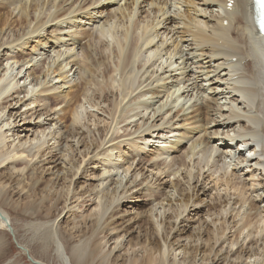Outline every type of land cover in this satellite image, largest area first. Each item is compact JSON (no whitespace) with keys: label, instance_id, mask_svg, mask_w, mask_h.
<instances>
[{"label":"bare ground","instance_id":"obj_1","mask_svg":"<svg viewBox=\"0 0 264 264\" xmlns=\"http://www.w3.org/2000/svg\"><path fill=\"white\" fill-rule=\"evenodd\" d=\"M121 1H125L123 7L115 5ZM131 1L128 6V0L2 1L35 25L24 33L25 40L18 37L8 43L1 41L0 30V51L22 47L53 29L51 40L21 57L24 69L36 78L54 74L58 82L71 88L66 98L77 91H93V83L97 90L85 94L84 103L70 109L72 123L63 134L58 129V113L52 114L43 98L51 95L48 98L58 106L64 104L60 96L42 82L37 89L22 88V71L12 72L10 59H0V247L6 244L7 229L15 232L9 223L13 213L35 218L34 232H44L40 235L42 250L46 244L55 245L62 264H198L202 253L201 264H216L223 252H238L236 260L244 259L247 264H264V72L255 49L264 35L252 26V1L235 0L233 9L227 7L228 0ZM183 3L188 6L184 11ZM50 5L55 8L50 16L46 10L32 14ZM108 5L117 7L110 19L97 26L102 39L99 45H90L103 63L115 68L104 64L107 67L98 71L101 75L96 79L91 76L92 65L100 70V64L76 39L78 28L76 33L72 29L78 21L97 20L95 15ZM142 7L148 10L142 13ZM66 34L70 40L62 37ZM170 35H179L180 40L168 43ZM69 47L77 49V54ZM109 47L112 57L104 54ZM4 62L10 74L14 73L10 80L5 77ZM176 109L184 111L186 120L192 113L207 111L208 120L202 118L212 124L207 137L203 139L199 128L184 131ZM172 138L171 146L156 147L148 165H134L125 156L124 147L133 153ZM8 166L15 172L7 174ZM90 169L97 179L96 185L90 182V188L92 192L98 189V196L87 199L88 192L77 184L81 177L90 178ZM14 176L22 178L15 183L17 195L24 190L30 193L21 205L9 199L16 189L9 191V184L3 182ZM139 176L144 179L138 181ZM145 183V187L151 184L146 192L153 201L150 210L141 212L135 199L145 191ZM50 184L46 194H39L40 188L46 190ZM72 200L78 206H68ZM36 201L48 207L29 213ZM87 204L92 211L82 223L85 227L76 224L77 232L97 229L106 232L105 237L115 233L114 238L109 235L113 243L105 253L102 241L90 244L79 239L75 243L61 224L57 222L55 228L56 219L40 222L47 217L44 212L53 210L59 215L67 210L65 216L76 220L84 216ZM203 209L206 217L200 218ZM191 215V222L198 218L199 226L187 229L182 223L190 221ZM136 232H145L143 243ZM172 232L208 233L205 240L200 235L194 240L185 238L183 246L175 248L169 241ZM202 244L207 247L204 252L199 250Z\"/></svg>","mask_w":264,"mask_h":264},{"label":"rangeland","instance_id":"obj_2","mask_svg":"<svg viewBox=\"0 0 264 264\" xmlns=\"http://www.w3.org/2000/svg\"><path fill=\"white\" fill-rule=\"evenodd\" d=\"M2 1L3 0H0V30L2 32V36H4V37L1 36L3 39L0 37L1 38V41H5V42L8 43L10 41H13L14 39H17L18 37H21L22 39L25 40V36L24 35L26 34V32H29L30 30H32L33 26L35 25L34 20L26 19L25 17H23V16H21L19 14V10H14V8L13 7H10L9 5L3 6L4 3H2ZM163 1L164 0H162V2ZM131 2H132L131 0H128L127 6ZM176 2H178V0H176ZM184 2H186V1L184 0ZM183 4H185V3H183ZM112 5H114V4H112ZM112 5H108V6H106V8L102 9V14L95 15V18L97 20H94V21H91L90 22V21H88L89 19H84L82 21H78L75 24H73V26H74L73 29L74 30L72 29V32H75L76 29L78 28L77 29V33L78 34L75 35V37L77 36L76 39L78 41H80L81 46L88 48V50L90 49L89 52H91L92 57L96 60L95 61V64L97 62L100 64V67H101L100 70H97L96 69V67H95L96 65L95 66L92 65L93 68H92V71H91V76H94L96 79H98V76L101 75V74H99V72L100 71L103 72L104 69L107 67L106 65L108 63H103V60L100 59L99 55H97L94 52L95 47H92L90 44L99 45L100 40H102V39L99 38V35H97V30H98V27L99 26L103 25V23L105 22L104 20L110 19V16H112L114 14V9L117 6H114L113 7ZM115 5H119V6L122 5V7H123V5H125V1L124 2L121 1V3L119 2V4L117 3ZM185 5H183V7L181 9L182 11L186 10V8L188 7L187 5L186 6ZM52 6L53 5H50V7L48 8V10L46 9L47 7H44V9L43 8H39L35 13H32V14H35V16H38L39 14L41 15V13L43 12V10L44 11L46 10V16L48 17V16L51 15L49 13V11H52V13L55 11V8L52 7ZM135 7H137L136 4H135ZM135 7H133V8H135ZM143 7L140 9V10L143 9V12L142 13H144L145 10H148V7H145V8H143ZM90 12H92V11H90ZM145 15L147 16V14H144L143 17H146ZM191 15L193 16L194 13H191ZM186 16H187V13H184V18L183 19L185 21H187L186 20ZM85 29H86V31H84ZM52 31H53V29H49L48 32L46 34H42V36L40 38L31 40V41L29 40V43L27 42V44L24 45V46H22V47L21 46H17V47L14 46L15 48L14 49L11 48V50L9 49L10 50L9 52H7V51L2 52L3 50L0 51V59H2L4 57L10 59L8 66H10L11 68H8V69H10L12 72L18 73V72H21L22 71V73L20 75V78H23V79L20 81V85H19V86H22V88L31 87L32 89H37L39 87V83L38 82H42V84H44V87H46L49 90H53V93L55 95L57 94V96L58 95L60 96V98H59L60 101H64V104L63 103L61 104L62 106L61 105L55 106L56 103L53 104V102L50 101V98H48V97H52L51 95L50 96H44L43 98H47V100L45 101V104H46V106H49V109H50L51 113L52 112H53L52 114H54V112H55V114L58 113V115H56V119H57V121H59L58 122V129L61 128L59 130H61L62 133L65 134V133H67V129L71 126V123H72V117H71L72 114L70 113V109L76 107L77 105L78 106L82 105L84 103V96H85V94L92 95L93 94V91L96 92L97 87L95 88L94 87V83H93V85L91 86V88L93 89V91L92 90L91 91H87V93L85 92V94H84V92L82 93L80 91L79 92L77 91V92L71 93L72 94V95H70L71 97L69 96L68 98H66V96L68 95V93H70L71 88H69V85H64L62 81H59L58 82V79H57L56 76H54V74H51V72H50V73H48L47 76L46 75H37V78H36V76L28 73L29 72V69L27 70L26 67L24 69V65L23 64L25 62H23V59L22 58H26L27 56H29V54L31 55L34 52V50H36L37 48L40 49V47H41V45H42V43L44 41L51 40L52 39V35H51ZM94 31H96V32H94ZM81 33H84V35L87 36V37H85L84 35H82L83 37L82 36H79ZM22 34H23V36H21ZM66 36H68V35L66 34L65 36H62V37L63 38H66V40H68L69 38L66 37ZM158 36H159V38L157 39V41H159V39L161 38V35H158ZM11 37H12V39H11ZM178 37H179V35L178 36L177 35H175V36L170 35V36L167 37L168 38L167 41H169L168 43H172L173 44V43H175V39H178L177 41L180 40V38H178ZM79 38H80V40H79ZM163 38H166V37H163ZM81 39H82V41H81ZM68 44L70 46L72 44V42H68L67 45ZM174 45H176V44H174ZM68 50H70L71 52L74 51V52H72V54H77V51H76L77 49L74 50V48L69 47ZM11 51H12V53H10ZM104 52H105L104 54L106 56H108V57L109 56L110 57L114 56V54H112V52H113V48L112 47H109L108 49H105ZM18 58H20V59H18ZM80 58L83 59L82 56ZM104 64H106V65H104ZM4 66L5 67L7 66L6 65V62H4ZM109 66H110V68H108V69H114L115 68V66H113V64L112 65H109ZM8 69L6 67V70H7L6 73L7 74H10V71ZM12 72L10 74L11 76L9 75L10 78L6 74L5 77L7 78V80H10L11 78H13L14 73H12ZM20 78H18V79H20ZM52 82H53V84H52ZM94 88H95V90H94ZM62 95L63 96L65 95L64 97L66 99H64L62 97ZM51 106H52V109L50 108ZM68 111H69L70 114H68ZM180 111H179V109H176V111H175L174 114H176L179 117V121L182 120V122H183L182 124H184L183 125V127H184L183 130L185 129L184 131L190 132V131H192L195 128H199V130L202 129L201 130L203 132L202 133L203 134L202 137H203V139H205L207 137V135L209 134L208 132L211 130L210 125L212 126V124L210 123V121L208 122V125L209 126L206 124L207 122L205 121L207 118H209V116H208L209 113H207V111H205V110L202 113L195 112V113L190 114L189 117H188V119L186 120L185 115H183L184 114V111L181 110V109H180ZM53 116H55V115H53ZM204 117H205V120L203 121L202 118L204 119ZM185 123H187L188 125L185 124ZM204 124H206V125H204ZM174 140L175 139H173V138H172V140H168V141L167 140H162V141H159L160 143H156V145L153 146V147L152 146H146L145 145V147L143 146L140 149L134 151L133 153H131V152L129 153V150L130 149H129V146H127L128 148L127 147H124V151L126 153H128V155H125V156L126 157H129V159H131V161L134 160L133 161L134 162V165H137L138 162H142V165H146V164L148 165V164L152 163V161L154 159V155H155V153H156V151L158 149L156 147H158L159 145H161V146H168L169 147V146H171V141H174ZM163 141H165V143H162ZM202 145L203 144L201 143V146ZM116 152H114V153H116ZM11 170H12V166H8V169L5 172L7 174H10L11 172H15V170H12V171ZM98 171L99 170H96V172H98ZM93 173H94V171H91V169H90V171L88 173V176H90V178L89 177L88 178L81 177L78 180V184H77V187L78 188L83 189L84 192L85 191L88 192L87 194H85V197L87 199L91 195H92V197L93 196H98V195H96L98 193L97 192L98 189L95 190V192H92L93 189L90 188V184L91 183H92L91 185H94V184L96 185V182L95 181L97 179H93L92 178L93 177ZM45 177H46L47 180L50 179V177H48V176H45ZM20 178L21 177H15L14 176L9 181L6 180V179H3L4 181L1 180V181L5 182V183H8L9 184L8 185L9 186L8 187L9 191L13 192V189L14 188L16 189V190H14V193L9 197V199L11 201L15 202L18 205H21L24 202L23 200L26 199L28 196H30V193H28L27 190L20 191L21 189L19 190L21 192V194H18L17 195V191H18L17 188L18 187H17V185L15 183L18 180H21L22 179V178L21 179ZM118 178L119 177L116 176V177H114V180H118ZM92 179H93V181H92ZM142 179H144V177H142V176H139L138 177V181H141ZM147 184H148V182H147ZM147 184L145 183L143 185L142 189ZM150 186H151V184L148 187H150ZM148 187H145L144 188L145 191L143 192V194H140L139 193V198L138 199H135V201L137 202V205H139V207H140V211L141 212L150 210L151 207H152V203L151 202L153 201V198L152 197H149L150 196V192L148 193V191H149L148 190L149 189ZM51 188H52V184H50L49 187L46 190L44 188H40L39 189V194L42 193V192H45L43 194H46V192H48L49 189H51ZM113 188H114V186H113ZM146 190H148V191L146 192ZM54 191H55V189H53L52 192H54ZM38 199H39V197H38ZM38 201H36V203ZM74 202H75V200H72L71 202H68L67 205L69 206L70 203H74ZM90 204H92V203H90ZM62 205H64V204L62 203ZM73 206H78V203H74ZM42 207L47 208L48 207V204H45L44 205V203L40 204L38 202L36 205H33L32 208H29L28 210H30L29 213H32L33 212V209H34V212H38L40 210L41 211L42 210H45ZM61 207L62 206H59V209H61ZM197 209H200V207L197 208ZM83 210H85V212H86V213H84V216L82 217L80 214H78L81 217L80 218H77L76 220H74L73 219V216H71L69 214L67 216H65L67 210L65 211L64 215H59V211L58 212H55V210L50 211V212H44V215H47V217L44 218V220H42V221L40 220V222L49 223L52 220V222H50V223H53V222H55L57 220L56 221L55 228L58 225L57 222L59 224H61L62 225V228H63V231H65L64 233L69 236L68 238H70L73 241H75V243L79 242V239H81V241H86L87 243H90V244H93V243H97L99 241H102L103 242V244L101 245V247L103 249L102 250V253L103 252L104 253L107 252L108 249H109V247H110V245L113 243L112 240H110V236H111V238L112 237L114 238L115 237L114 236L115 233L108 232L110 234H107V236H106L107 239H106V237L104 236L106 234V232H104V233L103 232L102 233H98L97 232V229H96V231L93 230L94 232L93 231L92 232H88V231L87 232H77V230H79V229H77L76 224H78V226L85 227V225L84 224L82 225V223H84L87 220V216L86 215H89L90 212L92 211L91 205H89V204L85 205L83 207ZM122 210H125V208H123ZM73 211H75V210H73ZM206 212H207V210H204V209L201 210V212H199L200 218L201 217L202 218L206 217ZM53 215H54V217H53ZM64 216H65V218H64ZM192 217H193V215L190 216V221H187L185 224L182 223V226L183 225L184 226H187V229H189L191 226L192 227L195 226L197 228L199 226L198 218L196 219V222H193L194 221L193 219H192V222H191V218ZM34 219H35L34 217L31 218V217L28 216L27 219H26V218H20V217L16 216L13 213L10 214L9 223H10L11 227L13 228V230L15 232L8 233L9 230L7 229V232H6L7 238H6V242H4V244L5 243L6 244H5L4 247H3V245L0 247V264H35L34 262H37L39 264H41L40 262H43L44 264H62L61 261L58 258L57 248L55 247V245H53L52 243L50 245L46 244L47 246H45V248H44V249H46L45 252H44V249L42 250V248H41L42 247V245H41V242H42V239L41 238H42V236H40V235L42 233H44V232H36V233L34 232L35 225H36V223H38ZM208 220L211 221V218H209ZM32 227H33V229H32ZM203 231H204V229H203ZM11 233H14V235H12ZM136 233H137V235L139 234V239L142 240L140 242L143 243L145 241V239H146L145 238L146 237L145 236V232H136ZM207 233L208 232H201L200 234H198V232H186L185 234H179V233H176V232H172L169 241H170V244H173L175 248H178V247H182L183 246V244L185 243L184 242L185 241V238L186 239L187 238H193V240H194L195 237H198V235H200V237L203 238V240H205V239H207V236H206ZM180 236H183L182 239H181ZM242 239H243V237H241L240 242L242 241ZM109 240H110V242H108V244H107L106 242L109 241ZM260 243H262V242H260ZM162 244L164 245V243H162ZM177 245H179V246L177 247ZM191 246L193 248H196V245L193 244V243H191ZM237 247H241V244H239L238 246H236L235 249H237ZM28 248H29L30 252H29ZM205 249L207 250V247L205 248L204 244H202V248L199 246V250L201 252H204ZM235 249H234V251H235ZM240 250H241V248H240ZM115 253H116V256H115V258H116L117 255L119 254V252L116 251ZM202 254H201V256H198L197 257V262H199L198 264H201L202 263L201 260H200L201 257L203 256ZM228 254H229L228 252H223L221 254L220 261L218 263H216V264H247L249 262V261H246L244 259L243 260H241V259L240 260H236V258L238 257V252H232L231 254H229V256H228ZM114 255L115 254H113L112 258L114 257ZM43 256H44V258H43ZM138 257L140 258L141 255H139ZM181 258H183V255L182 254L180 256V259ZM188 263H186V264H188ZM118 264H121V262L119 261ZM190 264H192V262Z\"/></svg>","mask_w":264,"mask_h":264},{"label":"snow or ice","instance_id":"obj_3","mask_svg":"<svg viewBox=\"0 0 264 264\" xmlns=\"http://www.w3.org/2000/svg\"><path fill=\"white\" fill-rule=\"evenodd\" d=\"M262 6H264V5H262ZM261 25H262V27H264V20L261 21Z\"/></svg>","mask_w":264,"mask_h":264}]
</instances>
